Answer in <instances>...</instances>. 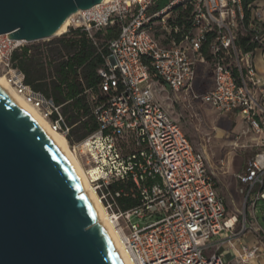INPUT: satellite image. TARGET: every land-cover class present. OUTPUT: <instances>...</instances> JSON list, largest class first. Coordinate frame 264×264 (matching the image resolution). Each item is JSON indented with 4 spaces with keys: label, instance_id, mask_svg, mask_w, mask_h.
I'll return each instance as SVG.
<instances>
[{
    "label": "built area",
    "instance_id": "obj_1",
    "mask_svg": "<svg viewBox=\"0 0 264 264\" xmlns=\"http://www.w3.org/2000/svg\"><path fill=\"white\" fill-rule=\"evenodd\" d=\"M162 1L109 0L73 16L66 33L79 29L90 39L120 27L99 72L105 100L94 109L97 130L75 145L62 106L26 85L12 65L16 51L51 39L1 35L0 75L67 139L87 173L95 172L88 184L130 264H227L222 248L238 264H264L257 216L264 205V77L254 61L264 55V0H167L159 8ZM202 70L211 73L212 86L199 94ZM167 88L218 113L239 114L258 135V153L236 175L243 196L237 214L229 215L204 154L158 100L155 89L160 95ZM244 237L252 243H242Z\"/></svg>",
    "mask_w": 264,
    "mask_h": 264
},
{
    "label": "water",
    "instance_id": "obj_2",
    "mask_svg": "<svg viewBox=\"0 0 264 264\" xmlns=\"http://www.w3.org/2000/svg\"><path fill=\"white\" fill-rule=\"evenodd\" d=\"M102 2L0 0V36L48 40ZM100 219L52 138L0 92V264H126Z\"/></svg>",
    "mask_w": 264,
    "mask_h": 264
},
{
    "label": "trees",
    "instance_id": "obj_3",
    "mask_svg": "<svg viewBox=\"0 0 264 264\" xmlns=\"http://www.w3.org/2000/svg\"><path fill=\"white\" fill-rule=\"evenodd\" d=\"M243 1L247 5L255 0ZM160 4L159 8L165 6ZM190 15L189 8L180 16V21ZM178 26L186 31L189 25ZM119 32L120 27L114 26L90 39L82 30L71 29L50 42L29 45L13 54L12 65L22 73L25 84L62 106L71 127L70 145L97 130L94 109L105 100L99 88V72L104 67L108 44Z\"/></svg>",
    "mask_w": 264,
    "mask_h": 264
},
{
    "label": "rangeland",
    "instance_id": "obj_4",
    "mask_svg": "<svg viewBox=\"0 0 264 264\" xmlns=\"http://www.w3.org/2000/svg\"><path fill=\"white\" fill-rule=\"evenodd\" d=\"M167 3L164 0L160 6ZM159 39L163 40L162 37ZM210 74L205 70L200 72L197 82L199 94L211 88ZM155 92L160 103L179 124L195 150L204 154L229 215L237 214V210L243 207V196L239 193L240 186L236 175L242 174L258 153V135L249 130L239 114L218 113L200 101H192L185 93L172 92L168 88L160 95H157L159 89H155ZM263 210L264 205L261 203L257 216L264 227Z\"/></svg>",
    "mask_w": 264,
    "mask_h": 264
},
{
    "label": "bare ground",
    "instance_id": "obj_5",
    "mask_svg": "<svg viewBox=\"0 0 264 264\" xmlns=\"http://www.w3.org/2000/svg\"><path fill=\"white\" fill-rule=\"evenodd\" d=\"M107 1L109 0H103V2H107ZM75 14H73L72 16H70L68 19L65 20V22L59 28V30L56 33H54L52 38L60 37L67 32L68 27L70 26L72 22V18ZM0 92L3 95H5L9 100H11L16 106H18L22 111H24L39 127H41L52 138L55 144L59 147V149L65 155L66 159L74 167L79 177L81 178L85 187V192L91 196L93 202L95 203L101 216V219L98 221L102 222L107 227L111 236L116 242V245L118 247L116 249V252H119L121 254L126 264H130L122 251L119 235H117L115 229L109 225L108 217L104 207L98 202V198L96 197L94 191L90 188L88 184L87 180L89 179L90 176H94L95 172H91L90 174L87 173V171L81 166L75 154L70 149L67 139L59 133L52 132L49 128V124L47 123V121L43 119V117L39 114L38 111L34 110L30 105L26 104L24 100L15 93L13 88L8 84L7 80L3 76H0Z\"/></svg>",
    "mask_w": 264,
    "mask_h": 264
},
{
    "label": "crops",
    "instance_id": "obj_6",
    "mask_svg": "<svg viewBox=\"0 0 264 264\" xmlns=\"http://www.w3.org/2000/svg\"><path fill=\"white\" fill-rule=\"evenodd\" d=\"M255 65L257 68V71L259 73V75H261L262 77H264V55L262 53H257L255 56ZM263 129H264V121H263ZM237 181V179H236ZM238 182V181H237ZM238 186H240L239 182H238ZM217 191L219 192V190L217 189ZM251 237H244L241 242L242 243H247V244H251ZM220 254L223 256L224 260L227 262V264H238L235 261V253L232 250H228L226 248H222L220 250ZM244 264V263H242ZM246 264V263H245ZM247 264H263L260 262H251V263H247Z\"/></svg>",
    "mask_w": 264,
    "mask_h": 264
}]
</instances>
